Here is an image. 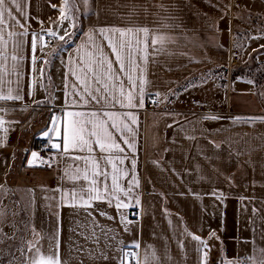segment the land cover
<instances>
[{
	"label": "crops",
	"instance_id": "1",
	"mask_svg": "<svg viewBox=\"0 0 264 264\" xmlns=\"http://www.w3.org/2000/svg\"><path fill=\"white\" fill-rule=\"evenodd\" d=\"M61 1L17 0L19 9L8 3L14 19L5 13L0 26V95L20 97L0 99V201L10 193L29 225L22 264H31L37 249L59 264H130L126 252L137 264H253L252 258L259 264L264 79H231L236 68L227 65L229 55L250 59L252 50L264 47V32L249 35L242 53L237 47L244 43L239 33H247L235 29V4L251 0H71L79 32L69 46L45 54L43 36L55 32L59 42L73 27L71 5L62 14ZM129 28L125 37L100 32ZM145 28L147 35L136 31ZM122 39L133 47L121 52L120 71L109 40L118 46ZM47 57L49 85L42 76ZM256 60L264 73V53ZM45 101L48 107L39 105ZM74 120L88 145L66 152L65 131ZM101 121L122 152L101 151L95 143L90 133L103 137L104 129L93 128ZM42 140L53 146L51 162L39 157ZM108 159L121 189L131 186L127 196L116 193L129 207L117 209L115 198L110 204L80 191L91 179L103 181L92 176L94 163L109 173L111 189Z\"/></svg>",
	"mask_w": 264,
	"mask_h": 264
},
{
	"label": "snow or ice",
	"instance_id": "2",
	"mask_svg": "<svg viewBox=\"0 0 264 264\" xmlns=\"http://www.w3.org/2000/svg\"><path fill=\"white\" fill-rule=\"evenodd\" d=\"M65 4H68V0H64ZM88 0H84V3L87 4ZM11 3L13 5H15V7L17 9H19V4L17 3V0H0V26L4 25L5 23V13L8 14L9 18L14 19V17H12V13L9 11L7 4ZM74 3V0H73ZM61 13L63 14L64 9L60 10ZM71 11V8L69 7V12ZM67 18V17H65ZM18 23V21H17ZM105 31H112V32H117L119 33L120 37H125L127 35V33L133 32V29L129 28V29H109V30H105V29H101L100 32L103 34ZM137 32L139 31H143L145 33V35H147L148 29H137ZM0 32H2V28H0ZM11 35V34H10ZM49 35L55 36L56 33L55 32H49ZM91 39V37H89ZM0 39H2V36H0ZM60 39H63V37H60ZM159 39H163V38H159ZM156 40H153V43H156ZM136 43L139 44V40H136ZM109 47L112 48L113 53L116 56V63L120 65V71L124 70V65L122 63V57H121V52L124 51L125 49L131 50L133 47V43L132 40H120L119 45L117 46V44H114L111 40H109ZM32 51L33 54H35L36 51V38L34 37L33 42H32ZM13 60L17 59V57L13 56L12 57ZM33 63H35V55H33ZM108 70L109 72H111L112 70V63L108 62ZM90 71H92V69H89ZM95 75V73H94ZM97 82H99V77L97 76ZM129 80H131V77H129ZM87 91V89H85ZM97 92H99V89H97ZM91 95V93H89ZM141 95H142V90H141ZM94 100H97V102H99L100 98H105V97H97V96H93L92 97ZM0 99H20V97L17 96H12L10 93L7 96L4 95H0ZM81 99H84L83 96H81ZM127 101L129 106H133L132 105V101H133V96L131 95V93H129V95L127 96ZM142 106V102L141 105ZM68 115H79V114H74V113H68ZM95 115V114H93ZM134 121V118H133ZM135 122V121H134ZM3 122L0 121V124H2ZM96 127H100L101 129H104L103 131V137H101L100 133L96 132V131H92L90 133L91 136L96 137L95 143L97 145H99V148L101 149V151H104L106 147L108 148H116L119 151H123V149L119 148V145L112 140V136L111 134L104 128V122L101 121L98 125L97 124H93V128ZM112 128H117L118 126L115 124V122L112 123L111 125ZM125 128H127V125H125ZM128 131H131V129H128ZM70 132V134H69ZM84 128L83 127H77V121H72V125H71V129L65 131V136H64V151H68L69 147L75 149L77 147H80L81 150H83V146H87L88 145V140L85 139L84 137ZM125 143H128L127 140H125ZM129 147H133L134 145L129 144ZM89 150H91V148L89 147ZM33 155H35V153H33ZM108 163L112 164V168H113V174L111 175V189H109V186L107 184V179L109 176V173L107 171L104 170H100L98 163H94L93 165V172H92V176L93 177H99L102 176L104 179L103 181H98L97 179H91V181L89 182L87 188L85 189L84 187H81L80 191L84 192L87 191L89 194V199H95V200H105L107 199L108 203L111 204V199L115 198L116 199V207L117 209L121 208V207H129L128 204L126 203H122L120 201V197L118 195H116V193L124 191L123 189H121V187L119 186V184L117 183V175H115V171H116V165L112 162L111 159H108ZM121 163H123V160H121ZM132 167L133 169H135V161L132 162ZM126 174V173H125ZM73 179H78V177H73ZM84 179L88 180V173L87 171L84 174ZM98 184H102L103 187L100 188L97 185ZM133 184L138 186V181L133 180ZM131 192V186L128 188L127 191H124L125 196H127L129 193ZM76 193H73V196L75 197ZM81 200L84 201L83 196H81ZM136 203H139V200L136 201ZM83 206H88L87 202L84 201L83 202ZM3 214L0 213V216H2ZM103 215V213H102ZM123 218V217H122ZM193 239H198L197 237L193 236ZM2 242V241H0ZM203 243V242H202ZM29 251H31V248H29ZM264 251V250H262ZM253 259V264H256L255 259ZM31 264H59L58 259L54 258L53 256L49 255V256H44L42 254H40V249L36 250V255L33 256L32 260H31ZM259 264H264V260H261L259 262Z\"/></svg>",
	"mask_w": 264,
	"mask_h": 264
},
{
	"label": "rangeland",
	"instance_id": "3",
	"mask_svg": "<svg viewBox=\"0 0 264 264\" xmlns=\"http://www.w3.org/2000/svg\"><path fill=\"white\" fill-rule=\"evenodd\" d=\"M61 7L64 9L63 13L67 15L68 6L65 4L64 0L61 1ZM235 7V29L237 32L238 30L246 29L247 33V36L239 33L240 42L246 41L249 35H259L264 32V0H251L249 3L246 1L241 4L236 3ZM237 47L242 53L245 42L242 45L239 43ZM45 49H43V53L45 54L52 50L51 48ZM250 53L252 54V58L239 59L236 56V62L234 64H229L227 61V65L236 68V70H234L236 73V75H234L235 77H244L251 80L252 83H259L260 80L262 81L264 79V73L263 65H261L260 61L256 60V58L259 54L264 53V47L252 50ZM44 93L46 95V90ZM39 105L48 107L49 104L45 101L44 103H39ZM41 111L39 115L41 114L42 119H46V112H48L47 108ZM46 123L47 120H45V124ZM34 157H36V154ZM0 213L3 214L0 216V241H2L0 242V264H22L23 256L21 252L31 242L32 236L29 233L24 213L19 212L15 201L10 197V193L8 192L0 201Z\"/></svg>",
	"mask_w": 264,
	"mask_h": 264
},
{
	"label": "built area",
	"instance_id": "4",
	"mask_svg": "<svg viewBox=\"0 0 264 264\" xmlns=\"http://www.w3.org/2000/svg\"><path fill=\"white\" fill-rule=\"evenodd\" d=\"M57 43H58V39L53 36L45 35L42 38V45L46 49H50L54 47V45H56ZM235 62H236V57L234 55H229L228 63L234 64ZM155 105H156L155 98L153 96H149L147 98V106L153 107ZM53 151H54L53 146L48 142V140H42L39 142L38 153L41 160L46 162H51ZM125 258L130 264H137L138 262L137 257L133 252H126ZM216 264H220V263H216ZM234 264H246V263L242 261H237Z\"/></svg>",
	"mask_w": 264,
	"mask_h": 264
},
{
	"label": "trees",
	"instance_id": "5",
	"mask_svg": "<svg viewBox=\"0 0 264 264\" xmlns=\"http://www.w3.org/2000/svg\"><path fill=\"white\" fill-rule=\"evenodd\" d=\"M68 2L70 3L71 8H72L73 27H72L71 31L66 36H64L63 39H61V41H59L56 45H54V47L52 48V50L56 49L58 46H60V47H62V46H69L72 43V41L74 40V38L77 35V33L79 32L78 11L73 6L71 0H68ZM51 54H52V52L48 55V57H50ZM48 57L45 58V60H44V66H43V71H42L43 81H44V83L46 85H49V77H48L49 58ZM234 75H236V73L234 72V69H233V70L230 71V78L233 79L235 77ZM17 163L19 164V163H21V161L20 160L17 161V162L16 161L15 162L13 161V165H11V167L9 168V174L12 173L15 170L16 166L18 165ZM27 227L29 228V225L28 224H27ZM29 244L21 252V255L22 256L26 253V250H27Z\"/></svg>",
	"mask_w": 264,
	"mask_h": 264
}]
</instances>
